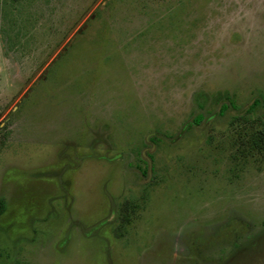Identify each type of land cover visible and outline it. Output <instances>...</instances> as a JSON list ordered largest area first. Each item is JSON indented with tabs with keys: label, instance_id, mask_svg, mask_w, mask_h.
<instances>
[{
	"label": "rangeland",
	"instance_id": "1",
	"mask_svg": "<svg viewBox=\"0 0 264 264\" xmlns=\"http://www.w3.org/2000/svg\"><path fill=\"white\" fill-rule=\"evenodd\" d=\"M263 126L264 0H0V264H264Z\"/></svg>",
	"mask_w": 264,
	"mask_h": 264
},
{
	"label": "trees",
	"instance_id": "2",
	"mask_svg": "<svg viewBox=\"0 0 264 264\" xmlns=\"http://www.w3.org/2000/svg\"><path fill=\"white\" fill-rule=\"evenodd\" d=\"M250 145L251 147L262 149V151L264 152V126L262 127V129L256 132L255 136L251 139ZM2 209H3V205L0 203V213L2 212ZM103 223L104 221H100L95 225H93L90 230L85 229L86 231L83 232L84 235H87L89 232L94 233Z\"/></svg>",
	"mask_w": 264,
	"mask_h": 264
}]
</instances>
